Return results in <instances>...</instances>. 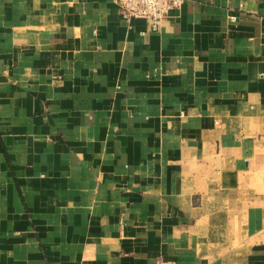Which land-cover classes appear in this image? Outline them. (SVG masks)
<instances>
[{
  "label": "crops",
  "instance_id": "obj_1",
  "mask_svg": "<svg viewBox=\"0 0 264 264\" xmlns=\"http://www.w3.org/2000/svg\"><path fill=\"white\" fill-rule=\"evenodd\" d=\"M0 264H264V0H0Z\"/></svg>",
  "mask_w": 264,
  "mask_h": 264
},
{
  "label": "built area",
  "instance_id": "obj_2",
  "mask_svg": "<svg viewBox=\"0 0 264 264\" xmlns=\"http://www.w3.org/2000/svg\"><path fill=\"white\" fill-rule=\"evenodd\" d=\"M125 20L143 19L155 31L170 11L179 10L186 0H113Z\"/></svg>",
  "mask_w": 264,
  "mask_h": 264
}]
</instances>
